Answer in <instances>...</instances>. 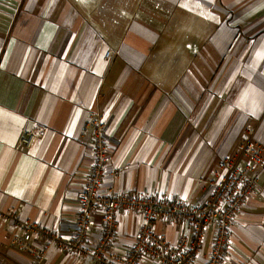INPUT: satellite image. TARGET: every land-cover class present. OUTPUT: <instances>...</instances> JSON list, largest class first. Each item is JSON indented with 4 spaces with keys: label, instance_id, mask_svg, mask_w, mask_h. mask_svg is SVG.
Masks as SVG:
<instances>
[{
    "label": "crops",
    "instance_id": "obj_1",
    "mask_svg": "<svg viewBox=\"0 0 264 264\" xmlns=\"http://www.w3.org/2000/svg\"><path fill=\"white\" fill-rule=\"evenodd\" d=\"M95 116L109 154L102 193L208 199L248 124L264 146V0H0V212L73 235L94 162L84 126ZM39 126L44 136L22 147ZM257 174L223 264H264V167ZM182 229L154 225L172 243ZM139 230L121 211L109 251L134 246ZM22 235L0 218V264H34L14 245ZM89 240L106 241L100 212ZM43 264L82 260L53 247Z\"/></svg>",
    "mask_w": 264,
    "mask_h": 264
},
{
    "label": "built area",
    "instance_id": "obj_2",
    "mask_svg": "<svg viewBox=\"0 0 264 264\" xmlns=\"http://www.w3.org/2000/svg\"><path fill=\"white\" fill-rule=\"evenodd\" d=\"M111 56V51L106 57ZM106 123L99 116L84 126V134L92 133L93 165L86 184L78 194V212L74 233L64 238L56 229L46 228L23 220L16 212H0V218L19 226L22 239L14 245L43 264L47 252L55 247L79 256L82 264H193L200 258L205 264H223L230 244L231 230L242 209L259 188L257 169L264 167V146L257 139L258 127L248 124L241 135L239 152L225 155L218 162L210 185L211 195L196 204L171 196L149 193L128 194L123 191L102 193L101 187L109 164L105 137ZM44 136L39 126L24 131L20 145L31 149ZM121 211L134 212L140 230L134 246L122 254L110 252L108 245L117 227ZM103 214L106 241L97 247L90 245L92 217ZM172 220L182 224V232L175 243L154 230L158 220ZM45 240L44 248L34 247L33 239Z\"/></svg>",
    "mask_w": 264,
    "mask_h": 264
}]
</instances>
